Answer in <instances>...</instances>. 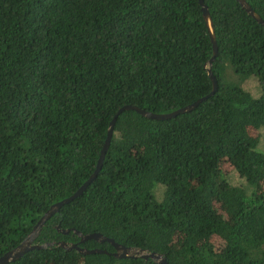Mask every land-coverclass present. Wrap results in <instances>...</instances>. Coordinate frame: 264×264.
<instances>
[{
  "label": "trees",
  "instance_id": "trees-1",
  "mask_svg": "<svg viewBox=\"0 0 264 264\" xmlns=\"http://www.w3.org/2000/svg\"><path fill=\"white\" fill-rule=\"evenodd\" d=\"M203 1L215 92L168 118L120 112L96 176L34 238L52 244L6 264H159L76 230L170 264H264V25L238 0ZM246 1L264 20V0ZM212 54L199 0H0V255L93 172L120 106L207 94Z\"/></svg>",
  "mask_w": 264,
  "mask_h": 264
},
{
  "label": "water",
  "instance_id": "water-1",
  "mask_svg": "<svg viewBox=\"0 0 264 264\" xmlns=\"http://www.w3.org/2000/svg\"><path fill=\"white\" fill-rule=\"evenodd\" d=\"M238 1L246 9V11L249 14H251L253 17H255V19L258 22H260L264 25V20L262 19V17L256 11H254L252 6L246 0H238ZM199 2L201 4L202 14H203V17L206 21V25L208 27V30L210 32L211 41H212V45H213V54L208 60V74H209L211 81H212V89L207 94L196 98L192 102H190L186 105L180 106L174 110L168 111V112H161V113L152 112V111L146 110V109L141 108V107L134 105V104H124V105L120 106L110 120V123L108 126V131H107V136H106V139L102 145L100 155L97 159V163H96V166H95V169L93 170V172L88 176L87 179H85L81 183V185L73 193H71L70 195H68V196H66L60 200L53 202L49 206V208L37 220V222L35 223V225L33 226L32 230H31V232L23 240H21L16 246L5 251L3 254L0 255V264H6L7 262L18 258L25 251H27L31 248L45 247L49 244H52V242L36 243V242H34V238H35L36 234L38 233L41 225L44 223V221L46 219H48L54 212L58 211L59 208L64 203L70 201L71 199H73L77 195L81 194L83 192V190L87 187V185L96 176V174H97V172L101 166L102 159L104 157L106 149L108 147V144H109V141L111 138V134H112V130H113V125H114L115 120H116V118L120 112H122L124 109H134V110L138 111L139 113L146 115L148 117L168 118L171 116H175L176 114L181 113V112L190 111L191 109L196 107L201 101L205 100L208 96L212 95L215 92V90L217 88V80H216L214 74L212 73L210 66H211V63H212L216 53H217V44H216V39H215L213 27H212V19L210 16L209 9L203 0H199ZM62 231L67 232L68 229H62ZM76 232L80 235V241H84L85 239H88V238H94L100 242L104 241V240L109 241L113 245V247L115 248L114 251L112 252V254H114L116 257H127V256H130V257L140 256V257H144V258L150 257V258L155 259L159 264H170L166 260V257L161 252L148 251V250H146L142 247H139V246L125 245L123 243L115 241L114 238H112V237L103 235L100 232L81 233L79 230H76ZM59 244L66 247V248H72V247L77 248L82 253H90V252H107L108 253L109 252V251H107L103 248H99V247L87 248L84 246H80L76 242L66 243L65 241H60Z\"/></svg>",
  "mask_w": 264,
  "mask_h": 264
},
{
  "label": "rangeland",
  "instance_id": "rangeland-1",
  "mask_svg": "<svg viewBox=\"0 0 264 264\" xmlns=\"http://www.w3.org/2000/svg\"><path fill=\"white\" fill-rule=\"evenodd\" d=\"M245 86L247 88H249L250 90L254 91V92H257V82L253 79H250L248 81L245 82ZM225 170H228V177H229V180L231 182H238L239 181V178H238V175L237 173L234 171V170H229L230 169V166L229 164L225 163L224 166ZM220 212V211H219ZM223 216H225V211L223 212H220Z\"/></svg>",
  "mask_w": 264,
  "mask_h": 264
}]
</instances>
